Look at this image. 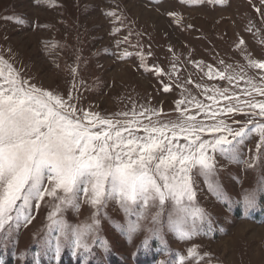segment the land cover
Segmentation results:
<instances>
[{
    "label": "rangeland",
    "instance_id": "374dc122",
    "mask_svg": "<svg viewBox=\"0 0 264 264\" xmlns=\"http://www.w3.org/2000/svg\"><path fill=\"white\" fill-rule=\"evenodd\" d=\"M11 16L25 23L8 20ZM251 62L264 63V0H0L4 75L11 72L62 97L79 117L89 112L130 120L135 114L148 124L191 116L203 126L222 122L233 132L250 123L264 124L259 109L244 103L264 102V69ZM238 104L243 112H227ZM124 112L129 115H117ZM224 134L200 136L211 140ZM259 141V133L250 134L238 164L214 154L224 199L208 190L203 177H195V202L212 223L210 233L205 222L190 239H179L167 227V209L161 226L152 221L154 208L138 218L125 216L110 202L104 210L108 218L121 226L138 224L131 243L101 214L99 231L88 237L87 250L62 242L57 255L55 241L44 242L46 198L38 212L33 209L30 223L0 232V254L11 258V264H36L37 253L39 264H61L66 253L79 264H142L147 254L153 257L149 264H179L181 258L184 264H264V196L255 206L243 202L257 173L264 175V146L258 150ZM79 204L77 214H65L67 220L91 223L93 209L82 194ZM146 237L148 247L138 249ZM101 239L109 251L100 246ZM189 249L195 250L198 261L189 256Z\"/></svg>",
    "mask_w": 264,
    "mask_h": 264
},
{
    "label": "snow or ice",
    "instance_id": "6c2138e0",
    "mask_svg": "<svg viewBox=\"0 0 264 264\" xmlns=\"http://www.w3.org/2000/svg\"><path fill=\"white\" fill-rule=\"evenodd\" d=\"M7 19L25 23L19 16ZM251 66L264 69V63L251 62ZM68 99H72L71 94ZM244 103L250 109L258 108L264 117V102ZM243 111L239 104L227 108L230 113ZM252 114L256 115L255 111ZM133 116L130 120L105 119L98 113L84 112L79 117L75 106L62 97L11 72L5 76L0 69V232L6 226L11 231L30 223L33 209L38 212L42 202L50 198L45 205L48 231L44 242L54 240L57 255L62 242L87 250L88 237L99 231L101 214L130 244L139 231L138 224L121 226L108 218L104 210L110 202L125 216L135 214L138 218L154 208L152 221L161 226L167 209V227L179 239H190L205 222L210 233L212 223L195 202V177H203L208 190L217 199H224L216 179L214 154L240 163L242 145L250 134L259 133L258 150L264 146V124L250 123L233 132L222 122L203 126L191 116L148 124ZM202 132L226 134L201 140ZM81 194L93 209L91 223L71 224L65 214L79 212ZM260 196H264V175L258 172L255 186L244 193L243 202L255 206ZM153 231L158 235V229ZM100 246L109 251L106 240L101 239ZM140 247H148L147 237ZM194 253L189 249V256L198 261ZM36 257L39 264V253ZM179 264H184L183 258Z\"/></svg>",
    "mask_w": 264,
    "mask_h": 264
},
{
    "label": "trees",
    "instance_id": "16d2710c",
    "mask_svg": "<svg viewBox=\"0 0 264 264\" xmlns=\"http://www.w3.org/2000/svg\"><path fill=\"white\" fill-rule=\"evenodd\" d=\"M1 256H3V255L0 254V258H1ZM3 258H4V260L1 259V261H3L2 264H11L12 263L11 258L6 257V255L3 256ZM142 259H143L142 264H149L153 261V257L149 256L148 254H147V256L143 257ZM60 262H61V264H79L80 261H76L74 256L70 255L69 253H66L63 255ZM42 264H44V262H42ZM86 264H99V263H95L93 260H88L86 262ZM111 264H120V263L114 262V260H112Z\"/></svg>",
    "mask_w": 264,
    "mask_h": 264
}]
</instances>
